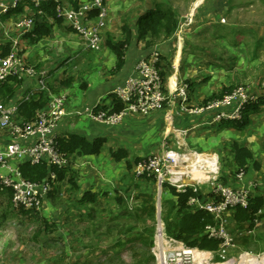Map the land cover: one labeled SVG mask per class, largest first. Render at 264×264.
Wrapping results in <instances>:
<instances>
[{
	"label": "rangeland",
	"instance_id": "obj_1",
	"mask_svg": "<svg viewBox=\"0 0 264 264\" xmlns=\"http://www.w3.org/2000/svg\"><path fill=\"white\" fill-rule=\"evenodd\" d=\"M156 1L158 4L173 7L177 16L183 17L176 31L180 41L184 39L189 27L194 29L193 41H190L191 44L188 47L193 55L190 65L194 74H207L201 82L197 76L194 79L197 85L201 84L200 88L210 85L215 88L210 94H205V92L199 94L197 86L191 87V92L188 94L187 82L176 83L179 91L185 90L186 97H182L179 92L170 88L166 76H163L164 90L167 95L165 104H168L171 96H179L185 101H189L190 97H200V102H195L194 107L191 104H185L183 107L195 110V112H186L202 117V120L198 124L193 122L195 125H188L192 120L191 115L180 117L173 114L175 116L173 118L169 114L168 117L164 108L153 114L160 113L158 117L149 119L148 116L154 112L143 114L149 120L154 121V124L164 121L167 127L176 126L178 121L182 122V128L179 131L181 138H176L172 131L166 132L161 141H158L157 136L144 135L141 137L145 141L136 144L132 148V153L140 154L142 151L145 154L142 158L153 155L152 152L160 154L164 149H172L181 155L190 157L194 153H199L204 157L205 154H217L205 149L204 142H212L213 137L220 135V130L208 128L219 123H212L211 117L210 119L204 118L203 116H210L215 112L213 110L201 112L202 106L231 92L215 96L224 87L233 86V90L245 87L250 92L249 96L252 97L247 103L260 105L264 113V0H225V5L231 6L232 11L222 13L214 19L209 17L212 12L209 14L206 11V7L212 4L211 0ZM217 14L219 13L214 15ZM206 17L209 18L205 19ZM103 36L105 37L104 34ZM221 36L224 37L221 38ZM46 75L49 85L50 71ZM209 79L210 82L207 83ZM192 99L190 98V101ZM141 115L134 114L135 118L131 119L135 120L137 117L143 119ZM243 117H245V112H243ZM123 120L125 121V118ZM228 121L233 120L223 122L224 127L228 128V132H224L223 135L230 140L229 147L228 144L224 147H227L226 157L233 150L232 132L238 130L240 133L237 136L242 138L253 137L254 131H257L253 128L258 125L251 122L239 129L237 123L234 122L235 125L233 122L226 123ZM135 123L137 122H133V126ZM120 125L118 127L114 125V129L121 128L123 132ZM136 126L143 127L142 123H137ZM116 132L121 134L119 131ZM153 134L157 135V132ZM260 136L263 140L264 128ZM151 137L154 139H150ZM118 138L120 136L113 138L111 145H118L116 142ZM256 145H258L257 141ZM261 150L264 151V142ZM137 157L141 155L135 158ZM140 161L139 159L137 164ZM192 161H194L193 158L182 160L177 169L183 172L186 183L194 182L201 186L203 183H210L213 176L221 172L224 167L223 160L218 157L217 166L211 168L202 162V168L196 174L190 166ZM228 161L227 164L232 170L233 161L231 159ZM137 164L135 170L132 169L135 180L130 182L131 184L120 182L119 187H112L110 191L97 192L102 198L94 203L81 201L83 197L77 191L63 189L57 184L58 180L54 183L43 209L39 212L27 213L24 209H16L8 193H0V264H157L154 250L157 227L161 220L164 224L166 223L169 201L175 200L176 197L171 193L172 186L169 184L171 182L168 177L165 180L167 185L161 184L155 172H153L154 175L144 172L139 174ZM187 208L194 212L189 207ZM45 216L47 222L52 223L51 225H47L42 220ZM237 242L240 251L247 250L254 252L255 255H261L258 258L245 259L247 264L254 261L264 264V251H262L264 248L261 249L262 252L256 251V253L250 247L245 246L241 238H237Z\"/></svg>",
	"mask_w": 264,
	"mask_h": 264
},
{
	"label": "crops",
	"instance_id": "obj_2",
	"mask_svg": "<svg viewBox=\"0 0 264 264\" xmlns=\"http://www.w3.org/2000/svg\"><path fill=\"white\" fill-rule=\"evenodd\" d=\"M13 1L0 0V54L5 55L2 53L4 47L9 46L8 53H10L13 47H16L38 71H50L49 90L45 94L48 97L51 95H64L67 97L68 114L62 118L59 124L56 131L58 137H64L69 133H76L90 140L96 137H106L108 139L99 155L81 156L78 153L68 155L71 163L64 168V178L57 182L65 190L77 191L83 197L87 191H92L93 193H100L99 191H102V193H105L107 190L110 191L112 187H119L120 182L129 184L135 180L132 169L135 170L137 161H139L135 157L141 155L139 158L142 159L145 156L142 151L140 154L132 153V148L136 144L145 141L141 136L153 135L159 138L158 141H161L165 137L166 132L172 131L176 138H181L179 131H181L182 122L178 121L177 125L173 127H167L164 121H158L154 124V121L149 119L159 116L160 113L153 115L158 113L156 111H153L154 113L148 116L149 119L142 114L143 119L137 117L135 120H132L131 118H135L134 114H128L125 117V121H122L123 124H121L122 122L119 123V125L121 124L120 126L123 132L121 128L114 129L119 126L118 124L115 127L104 125L94 120L87 111V109L95 108L100 100L101 107L108 109L115 108L117 98L113 93L114 88L122 85L128 77L136 73V64L143 56H150L154 51L159 52V63L161 62V67H159L165 73L168 83L172 84V82H177L181 84L182 82H187L186 88L188 94L191 92V87L194 88L197 86L199 94H204V92L205 94H210L212 92L211 90L215 88L213 85L200 88L201 84L199 83L197 85L194 79L197 76L201 82L207 74H194V70L190 65L193 55L188 47L191 44L190 41H193L194 29L192 27L188 28V32L184 35L182 41L179 40V35L176 32L168 38L161 40V42L159 41L149 47L145 42L138 39V17L145 13L146 10L155 7L157 4L156 0H105L109 12L106 20L107 25L103 29L105 37L103 36L104 46L101 50L88 48L86 40L57 12L53 15H47L45 18L44 21L48 24L47 30L49 32L39 36L40 39L33 40V36H30L31 33L20 36L15 27V23L22 16H34V8H32V2L30 0H18V6L16 8L11 7L8 11L4 12L1 4H10ZM90 1L92 0H61L66 7H78L88 4ZM224 2L225 0H211L212 4L206 7V11L209 14L211 12L219 14L214 15L211 13L209 17L214 19L222 13H230L233 8L225 5ZM95 14L96 11L91 13L92 16H95ZM181 18L183 17L179 16V24L182 21ZM123 20L129 22L132 30V40L125 49L124 66L116 71L117 56L106 45V40L107 35H112L116 41L122 39ZM34 36H37V34ZM223 37L221 36V38ZM13 82V79L8 80V83ZM21 82L16 96L26 94L37 86L36 79L26 78ZM208 82H210V79ZM190 98H193L192 101H190ZM190 98L189 101H185L180 99L179 96L169 97L168 104H164L165 106L163 107L166 115L169 117L170 114V117L173 118L175 116L183 117L191 115L192 120L188 125H195L193 122H196V124L201 122L202 117L186 112L183 107L185 104H191L194 107L193 104L195 102H200V97ZM0 101L3 102L1 99ZM47 104L45 107H47ZM259 106L256 105V108L249 114L250 123L258 124L253 128L257 131H254L252 134L253 137L247 136L245 138L237 136L240 133L238 130L232 132V142H234L233 150L227 157V147H224L226 144L229 147L230 140L227 136L223 135L224 132H228V128L224 127V121L219 122V124L213 127H208L221 131L218 137H213L212 142H204L205 149L210 153L217 154H205L206 156L204 157L199 153H194L192 156L194 161L191 165L196 166V174L201 170V163H205L206 159H208L210 164L216 165L218 157H220L223 160L224 167L221 170L222 174L219 171L216 175L219 181L235 189L249 188L252 198H264V151L261 150L264 139L262 140L260 136L264 128V113H262L263 107L260 108ZM77 111H82L83 114L77 116L75 114ZM203 117L210 119L212 115ZM133 122L142 123L143 127L139 128L136 126L137 123L133 126ZM139 130L142 133L138 132ZM116 131H119L121 134ZM154 132H157V135H154ZM118 136H120V138L116 139L118 145H111L112 139ZM150 139H154V137ZM8 140V133L0 128V148H4ZM256 141L259 146H255ZM235 143L248 147L253 153V157L248 160L247 169H244L246 172L242 178L237 177L243 168L240 167L236 160ZM119 148L126 149L129 152L128 157L121 161H117L112 155V151ZM229 159L234 164L232 170L227 164ZM226 160L227 162H225ZM129 161L132 163V167H129ZM198 164L201 165L198 166ZM2 171L4 172L6 170L0 168V174ZM253 183L254 186L252 187L250 184ZM202 190L204 194H208L211 190L210 183H203ZM10 192L11 190L9 188L2 189L0 187L1 194L8 193V196H10ZM210 195L212 196V194ZM175 197V200H177L178 197ZM101 198L102 196L98 194L97 200ZM10 200H12L11 196ZM235 213L236 211H229L227 212V217L229 218V230L235 236L236 241L237 238H241L245 246L250 247L255 252L261 251L264 248V205L256 213V221L252 228H250V221H238L235 218Z\"/></svg>",
	"mask_w": 264,
	"mask_h": 264
},
{
	"label": "built area",
	"instance_id": "obj_3",
	"mask_svg": "<svg viewBox=\"0 0 264 264\" xmlns=\"http://www.w3.org/2000/svg\"><path fill=\"white\" fill-rule=\"evenodd\" d=\"M40 8L42 3L56 2L57 13L64 17L71 26L86 40L87 47L92 50H101L104 46L103 29L107 25L108 9L105 0H92L88 4L78 7L68 6L61 0H30ZM4 12L11 7L18 6V0L10 4H1ZM98 11L95 16L91 13ZM39 14H44L40 8ZM36 25L35 16H22L16 21L15 27L20 36L30 33ZM159 65V53L138 60L136 73L128 77L120 86H116L113 93L122 101L124 108L119 112H112L114 108L101 107V100L95 108L87 109L91 117L106 125L114 126L123 121L128 114H149L163 109L167 99L164 90V77ZM49 71H38L34 65L13 47L10 54H0V85L10 76H16L21 81L30 78L36 79L37 86L30 92L14 96L9 102L0 101V128L9 135L4 148H0V168L5 169L0 174V187L9 188L12 192V202L15 208L31 212L43 209L46 198L58 180L57 174L50 172L48 178L40 182L27 179L21 170L24 162L32 164L46 163L50 168L67 167L71 160L59 148L57 129L67 112V97L64 95H51L48 97L47 107L37 111L32 121L18 120L17 113L23 101L30 100L37 93L49 90L47 75ZM177 82L170 83V88L186 97L185 90L179 91ZM250 92L240 87L224 97L209 101L200 111L213 110L212 123L224 120H240L243 118L245 105L248 104ZM186 111L195 112V110ZM77 116L82 111L75 113ZM166 146V145H165ZM192 157L181 155L178 151L164 149L160 154H153L142 158L137 164V172L153 174L155 172L160 183H165L168 177L171 186L180 192L188 188L193 194L188 199V207L194 212L202 211L213 217V222L205 226L203 236L218 241L216 249H203L199 246L191 247L185 242L171 237L166 232L164 222L161 220L157 227L155 238V255L157 264H242L246 258L260 257L251 251L241 250L235 236L229 230L227 212L236 211L237 208H247L252 199L249 188L234 189L213 176L210 182L211 190L204 194L202 186L198 183H186L183 172L178 170L182 160ZM193 163V161H192ZM208 167H215L206 159ZM192 166L195 173L196 166ZM244 170L237 177L242 178ZM183 180L184 182H180ZM252 187L253 184H250ZM212 194V196L210 195ZM216 257L218 259H216Z\"/></svg>",
	"mask_w": 264,
	"mask_h": 264
},
{
	"label": "trees",
	"instance_id": "obj_4",
	"mask_svg": "<svg viewBox=\"0 0 264 264\" xmlns=\"http://www.w3.org/2000/svg\"><path fill=\"white\" fill-rule=\"evenodd\" d=\"M56 2L49 1L41 4V9L44 14H39L38 10L40 8L36 7L32 3V8H34V16L36 18V29L32 30L31 37L33 40L40 39L39 36L49 32L47 30L48 24L45 23V18L47 15L56 14ZM98 11H96V14ZM122 25L123 37L122 39L116 41L113 39L112 35H107L106 45L111 49V51L117 56V62L115 70H120L125 64V49L130 44L132 40V30L130 28L129 22L123 20ZM179 25V17L177 16L175 9L171 6L165 4H156L152 9L147 10L143 13L138 19L137 30H138V39L145 42L149 47L161 40L168 38L173 35ZM45 28V29H44ZM37 34V36H34ZM9 46L3 48V54L8 53ZM158 65V64H157ZM160 66V63L158 67ZM162 75L165 76V73L161 70ZM13 79V83H8V80ZM21 80L16 76H10L7 80L3 81L0 85V99L4 102H9L14 96H16L19 87L21 86ZM233 86L224 87L221 92L217 93L215 96H222L224 93L232 92ZM212 96V97H215ZM211 97V98H212ZM117 102L112 112H119L124 108L122 101L116 96ZM48 102V96L41 92L37 93L30 100L23 101L17 113L18 120L32 121L36 115L37 111L44 109L45 105ZM256 108V103H249L245 105L244 112L245 117L239 120L228 121L226 123H237V128L241 129L250 123L249 114ZM106 109V108H105ZM235 125V124H234ZM108 139L106 137H96L93 140L88 139L85 136H81L76 133L66 134L64 137H59V148L61 151L65 152L67 155L71 153H78L79 155L92 156L99 155L105 146ZM236 148V160L240 167L247 169L248 160L253 157L252 151L246 146H240L235 143ZM129 152L126 149L119 148L112 151L113 157L117 161H121L124 158L128 157ZM137 160L141 158L137 157ZM129 167H132V163L128 162ZM24 176L33 181L40 182L48 178L50 172L53 171L57 174L58 180L64 178L66 167H52L50 168L46 163L32 164L29 162H24L20 166ZM245 171V170H244ZM165 185H167L165 183ZM171 193L174 196H177V200H170L169 211L166 214V229L168 235L174 237L180 241L185 242L187 245L194 247L200 246L201 248L206 249H216L218 247V241L211 239L207 236L201 234L204 233L205 226L208 223L213 222V217L208 215L205 212L197 211L192 212L188 210V199L193 194V190L188 188L185 192H180L176 187H171ZM12 197V193L10 192ZM97 193L92 191H87L83 195L81 201L92 203L97 200ZM264 205L263 197L252 198L249 206L247 208L239 207L236 209L235 218L238 221H250V228L254 225L256 221V213ZM31 213V211H25ZM43 221L50 225L47 222L45 217H42ZM50 230V229H48ZM38 234H36L37 236Z\"/></svg>",
	"mask_w": 264,
	"mask_h": 264
},
{
	"label": "bare ground",
	"instance_id": "obj_5",
	"mask_svg": "<svg viewBox=\"0 0 264 264\" xmlns=\"http://www.w3.org/2000/svg\"><path fill=\"white\" fill-rule=\"evenodd\" d=\"M242 264H247V263L244 261ZM250 264H258V262L257 261L256 262L254 261V262H250Z\"/></svg>",
	"mask_w": 264,
	"mask_h": 264
}]
</instances>
